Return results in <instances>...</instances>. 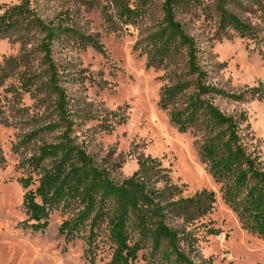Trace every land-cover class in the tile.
I'll use <instances>...</instances> for the list:
<instances>
[{
    "label": "trees",
    "instance_id": "obj_1",
    "mask_svg": "<svg viewBox=\"0 0 264 264\" xmlns=\"http://www.w3.org/2000/svg\"><path fill=\"white\" fill-rule=\"evenodd\" d=\"M33 1L4 5L0 14V39L15 37L21 43L20 55L0 64V81L10 75L13 63L21 68L18 78L22 89L54 99L52 119L24 139L29 143L43 132H57L54 141L37 144L20 163L29 172L18 179L27 190L23 199L27 226L33 231L44 230L53 208H74L59 232L70 241L88 231L84 238L90 264L102 231L112 248L106 264H135L147 248L152 255L160 254L166 264H198L193 257L194 231L199 220L213 211L215 191L202 189L183 196L156 158H141L138 168L119 181L111 176L110 168L95 162L73 136L75 114L59 84L53 46L67 41L103 53V44L78 28L69 9L44 19ZM156 1L88 0L91 5L98 3L109 28L138 29L133 49L146 56L147 67L163 68L170 79L161 88L160 109L168 113L170 123L179 131L194 134L200 159L220 185L223 201L243 228L264 240V161L249 149L243 126L247 113L229 114L215 103L216 96L240 102L256 96L264 99V88L254 86L234 93L213 83L204 64V47L183 19L215 18L216 36L257 39L258 28L229 6L247 7L246 1L264 23V0H163L157 18H152ZM36 56L40 73L32 59ZM35 181L37 187L30 188Z\"/></svg>",
    "mask_w": 264,
    "mask_h": 264
},
{
    "label": "rangeland",
    "instance_id": "obj_2",
    "mask_svg": "<svg viewBox=\"0 0 264 264\" xmlns=\"http://www.w3.org/2000/svg\"><path fill=\"white\" fill-rule=\"evenodd\" d=\"M162 1H156L152 18H157ZM18 2L0 0V14L4 5ZM245 4L247 7L232 4L229 8L258 28L257 39L216 36L215 18H183L204 47L203 60L211 81L234 93L254 86L264 88V23L259 13L248 2ZM33 6L44 19L69 9L78 28L103 44V53L67 41L53 46L59 84L67 92L75 114L73 136L77 142L99 166L110 168L117 181L129 177L141 158L151 157L161 161L183 196L202 189L215 191L213 211L199 220L194 231L193 257L198 264H264V240L243 228L236 213L223 201L220 185L200 159L194 134L179 131L170 123L168 113L160 109V91L170 79L163 68L147 67L146 56L133 49L138 29L109 28L98 3L91 5L88 0H34ZM20 52L21 43L15 37L0 39V64L5 65ZM32 59L40 73L39 57ZM11 64L10 75L0 81V264H90L84 238L88 231L70 241L59 232L74 208H53L44 230L33 231L27 226L23 206L27 190L18 179L29 172L20 163L37 144L54 141L57 132H43L29 143L24 139L52 119L54 99L22 89L18 78L21 68ZM215 103L229 114L247 113L243 126L249 149L264 161V99L256 96L240 102L216 96ZM32 176L38 177L34 172ZM37 185L35 181L30 188ZM94 254L92 264H106L111 258L105 231L97 237ZM135 264L166 263L160 254L152 255L147 248L139 253Z\"/></svg>",
    "mask_w": 264,
    "mask_h": 264
}]
</instances>
